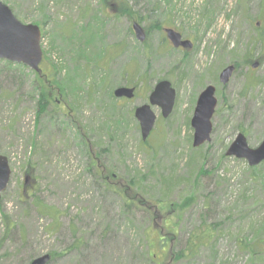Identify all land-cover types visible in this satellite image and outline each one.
<instances>
[{"label":"rangeland","instance_id":"obj_1","mask_svg":"<svg viewBox=\"0 0 264 264\" xmlns=\"http://www.w3.org/2000/svg\"><path fill=\"white\" fill-rule=\"evenodd\" d=\"M1 1L39 26L44 78L54 63L77 83L52 88L56 112L38 115L35 72L0 59V155L11 169L0 194V264L46 253L54 255L48 264H264V249L241 248L264 222L263 168L225 154L238 133L250 148L263 139L264 41L254 40L247 63L243 54L256 22L264 26V0H128L143 21L100 12V0ZM133 20L143 42L129 30ZM162 28L192 48H173ZM227 65L235 71L221 84ZM161 80L175 90L174 105L166 118L151 106L156 119L143 141L134 109ZM207 85L217 100L212 132L194 148L190 120ZM121 86L134 87L133 98L112 96ZM170 176L174 188L164 192ZM119 191L145 206L125 205ZM187 195L194 202L178 212ZM194 235L196 254L176 260Z\"/></svg>","mask_w":264,"mask_h":264},{"label":"water","instance_id":"obj_2","mask_svg":"<svg viewBox=\"0 0 264 264\" xmlns=\"http://www.w3.org/2000/svg\"><path fill=\"white\" fill-rule=\"evenodd\" d=\"M259 26L260 22H256ZM131 29L135 38L143 42L145 33L142 26L137 22L131 23ZM173 48L182 47L190 49L193 43L190 40L182 39V35L171 28L163 30ZM41 30L35 24H24L13 14L12 10L0 0V59L11 63H18L27 66L32 71L41 74L40 63L42 61V49L40 46ZM256 68L257 64H252ZM235 71L234 65H227L218 75V81L226 84ZM135 88L121 86L113 91L115 98L131 99L134 96ZM175 100V90L167 80L156 83L148 96V103L134 109V117L138 121L141 139L145 141L155 122V115L151 106H158L161 109V116L166 118L172 111ZM217 100L215 87L207 85L198 95L193 114L190 120V127L193 130L192 146L197 148L210 141L212 132L211 118L214 113ZM225 154L237 159H245L250 167L257 166L264 161V134L261 143L250 148L242 133H238L230 144ZM11 176L8 159L0 155V194L7 188ZM51 260L50 254H43L30 261L29 264H48Z\"/></svg>","mask_w":264,"mask_h":264},{"label":"trees","instance_id":"obj_3","mask_svg":"<svg viewBox=\"0 0 264 264\" xmlns=\"http://www.w3.org/2000/svg\"><path fill=\"white\" fill-rule=\"evenodd\" d=\"M100 1H101L100 12H105V10L108 9V10H111L114 15L127 16V18L129 20H132V18L134 17L135 19H138L139 21H143V18L141 16H139V17L134 16V12H133L131 6L129 5L128 0H112V3H110L111 0H100ZM152 10H156L155 6H153ZM93 18L96 19V16H94ZM260 22L261 23L259 25V28H256V35L254 36L251 43L249 44V45H251V48L253 46L252 44H253L254 40L255 41H264V26H263L262 21H260ZM157 29L159 30L158 23H157ZM129 30H131V28H129ZM75 43L79 44L78 47H80V46L82 47L84 45V48H85L87 42L86 41L85 42L78 41ZM251 48H248L247 51L243 54V61L245 63H247L248 60H250V58L252 57L251 51H253V48L252 49ZM43 58H44V56H43ZM51 66H52V70H53L51 79L48 78L49 77L48 74H46V79L44 78V76H43L44 72L42 69H41V71L43 72V74L41 73L39 75L38 73L35 72V77H34L35 78V84H36V87L37 86L40 87L39 97L37 98V101H36L37 114L38 115H41L44 113L46 114L49 111L48 110L49 107H51V106L55 107L52 110L53 114L56 112L57 105H56L55 101H53V98L51 97L52 93L54 92V89L56 92H59V91L62 92L64 90L66 91V87H69L70 83L74 84L73 83L74 81H75V84L77 83L76 78L71 74H66L65 76L59 77L61 70L54 63H52ZM75 73H77V70L75 71ZM53 77L55 79H53ZM82 77H83V75H82ZM52 85H56V88L53 87ZM52 88H54V89H52ZM57 88L59 91L57 90ZM86 146L88 148V144H86ZM262 163L264 164V161ZM262 163H260V166H262V167H259V168L260 169L263 168V169H262V171L259 172L260 177L258 179H259L260 183H263V187H264V165ZM251 168L257 169V168H255V166H253ZM253 178L255 179L256 177L253 175ZM101 181L104 182L106 188H111L105 177L102 178ZM135 185L139 186L138 183H136ZM135 185H133V186H135ZM163 185H164V188H163L164 192H167V191H170L171 189H173L174 185H175L174 177L170 176L168 178H165ZM120 193H121V191H119V194ZM121 194H123L121 197L123 198V200H124L123 202H125V205H129V204L134 203L137 206H142V207L145 206V200H139V199L132 200L130 197H127L124 192H122ZM161 196H162L161 199L160 198L157 199V205L164 203L165 199H162V198L165 195L162 194ZM188 196L189 195H187L185 198L182 199V201L179 202L180 206H179L178 212L183 211L185 208H187L190 204H192L194 202L195 195H193V196L191 195L189 197ZM129 201H131V202L129 203ZM35 202H36V205H38L37 200ZM39 211H40V213L45 214V212H44L45 210L40 209ZM6 230L8 231L7 225H6ZM207 231H208V233H210L209 237H211L214 234V232L210 229H207ZM207 231H206V233H207ZM254 232H255V236H254L255 240L253 242H251L250 244H247L245 246L243 245L241 247L242 249L247 250L253 256L257 255V254H261V252L264 249V222L262 224L258 225L255 228ZM195 239H196V235H194L193 238H190L187 246L184 249L179 250L175 254L176 260L189 259L196 254V250L198 249L200 243H197ZM160 245H162V243ZM162 248H164V246ZM50 256H51V260H52L54 258V255L51 253Z\"/></svg>","mask_w":264,"mask_h":264},{"label":"flooded vegetation","instance_id":"obj_4","mask_svg":"<svg viewBox=\"0 0 264 264\" xmlns=\"http://www.w3.org/2000/svg\"><path fill=\"white\" fill-rule=\"evenodd\" d=\"M165 28H162V32H163V34H164V39L165 40H167V42L171 45V43H170V41H169V39L166 37V34H165V32L163 31ZM172 29V28H171ZM182 39H184L183 37H182ZM172 46V45H171ZM173 47V46H172ZM175 49H177V50H187V49H183L182 47H178V48H175Z\"/></svg>","mask_w":264,"mask_h":264}]
</instances>
